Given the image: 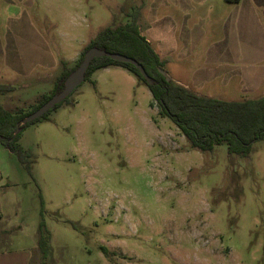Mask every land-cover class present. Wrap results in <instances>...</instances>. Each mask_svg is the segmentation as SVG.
<instances>
[{
    "label": "rangeland",
    "instance_id": "1",
    "mask_svg": "<svg viewBox=\"0 0 264 264\" xmlns=\"http://www.w3.org/2000/svg\"><path fill=\"white\" fill-rule=\"evenodd\" d=\"M133 15L154 49V39L168 48L172 80L222 100L264 95V0H0V84L13 87L0 103L28 109L61 61L71 66L101 28ZM150 99L128 71L103 67L20 130L31 174L0 144V254L18 251L14 264H264V136L246 156L225 143L202 152Z\"/></svg>",
    "mask_w": 264,
    "mask_h": 264
},
{
    "label": "trees",
    "instance_id": "2",
    "mask_svg": "<svg viewBox=\"0 0 264 264\" xmlns=\"http://www.w3.org/2000/svg\"><path fill=\"white\" fill-rule=\"evenodd\" d=\"M136 18L137 15H133L129 21L101 28L84 45L71 66L61 61V69L54 78L50 91L40 95L28 109L9 110L0 103V144L15 154L29 174V151L18 144L19 132L28 124L46 119L47 114L62 102L37 118L25 123H21V120L62 89L64 79L77 67L84 52L90 47L131 57L143 67L150 82H147L131 63L116 61L106 55L90 60L84 80L89 79L97 69L108 66L122 67L147 87L151 96L149 105L156 106L157 113L168 118L177 127L191 148L205 152L210 151L216 144L225 143L229 153L246 156L251 144L264 136V95L242 101L222 100L198 95L171 78L166 79L159 69H163L167 59L161 58L140 33ZM12 88L11 85L0 84V95ZM69 95L63 101H68ZM40 225L42 226L43 222H40ZM39 247L45 257L46 241L40 238ZM104 250L102 247V251Z\"/></svg>",
    "mask_w": 264,
    "mask_h": 264
},
{
    "label": "water",
    "instance_id": "3",
    "mask_svg": "<svg viewBox=\"0 0 264 264\" xmlns=\"http://www.w3.org/2000/svg\"><path fill=\"white\" fill-rule=\"evenodd\" d=\"M106 55L113 60L120 61V62H128L137 67L141 75L146 79L147 82H150L149 76L146 74L143 67L131 57L120 53H109L103 49H98L96 47L88 48L83 55L82 60L77 65L75 69H73L64 79L62 89L53 94L49 99H47L43 104H41L37 109L26 115L22 120L21 123H25L30 121L34 118L41 116L43 113L48 111L54 105L62 102L83 80L85 71L89 65V62L92 58L97 56ZM159 72L165 76L166 79L170 77L166 74L163 69H159Z\"/></svg>",
    "mask_w": 264,
    "mask_h": 264
},
{
    "label": "crops",
    "instance_id": "4",
    "mask_svg": "<svg viewBox=\"0 0 264 264\" xmlns=\"http://www.w3.org/2000/svg\"><path fill=\"white\" fill-rule=\"evenodd\" d=\"M145 33H149L151 34L152 33V30H151V26L146 30ZM144 35V34H143ZM146 39L151 43L153 40L149 39L146 37ZM154 41L156 42V52L157 54L161 57V58H165L166 55H167V51H168V48L164 46L163 42L161 40H158V39H154ZM175 82L185 86L186 88L190 89V87L188 86V84H186V82H184L182 79L180 78H177V79H174ZM191 90V89H190ZM195 93V92H194ZM209 97V96H207ZM4 181V178L2 176V174L0 173V185H2ZM0 218H2V215L0 214ZM5 232V228L1 225V220H0V240H1V237L3 236V233ZM15 252H18V251H14V253H11V254H4L2 251H1V254H0V264H14V262L16 261L15 259H13V255H15ZM28 257V256H27ZM28 258L25 257V260L22 261V264H28Z\"/></svg>",
    "mask_w": 264,
    "mask_h": 264
}]
</instances>
